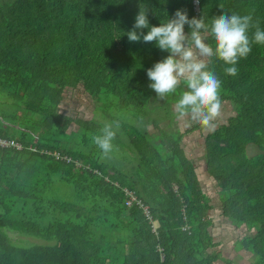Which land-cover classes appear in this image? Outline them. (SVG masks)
<instances>
[{"label": "trees", "instance_id": "trees-1", "mask_svg": "<svg viewBox=\"0 0 264 264\" xmlns=\"http://www.w3.org/2000/svg\"><path fill=\"white\" fill-rule=\"evenodd\" d=\"M199 1L197 16L195 0H0V138L24 148H0V264H233L213 233L217 209L234 232L245 229L233 250L264 264V45L253 44L236 76L215 59L209 65L221 81L222 106L235 111L214 121L206 138L217 207L181 147L186 133L204 128L167 134L152 118L157 109L175 115L168 107L185 87L164 101L148 87L146 70L168 53L126 36L140 9L148 10L150 27L185 9L209 26L222 11L251 14L264 31V0ZM79 88L98 103L95 113L111 99L158 129L121 124L116 137L125 141L116 147L134 155L131 170L107 165L92 144L103 120L59 112ZM249 145L258 153L250 156ZM124 189L137 198L130 208ZM10 234L47 245L17 247Z\"/></svg>", "mask_w": 264, "mask_h": 264}, {"label": "clouds", "instance_id": "clouds-1", "mask_svg": "<svg viewBox=\"0 0 264 264\" xmlns=\"http://www.w3.org/2000/svg\"><path fill=\"white\" fill-rule=\"evenodd\" d=\"M199 4V0H195ZM147 9L139 10L132 29L126 33L130 43H155L166 58L146 70L148 87L161 101L183 84L184 90L174 104L177 119L196 123L211 129L222 110L221 81L209 70L213 59L226 67L225 74L236 76V65L252 51L253 44L264 45V31L253 16L228 14L222 11L206 25L203 17L189 19L187 10H176L171 18L159 26H149ZM185 25L189 32L184 31ZM255 31L249 36V31ZM148 29L147 34L141 30ZM211 41V42H209ZM117 120H103L97 134H91L92 144L99 150L101 159H108L117 150L113 143L120 131Z\"/></svg>", "mask_w": 264, "mask_h": 264}, {"label": "rangeland", "instance_id": "rangeland-1", "mask_svg": "<svg viewBox=\"0 0 264 264\" xmlns=\"http://www.w3.org/2000/svg\"><path fill=\"white\" fill-rule=\"evenodd\" d=\"M97 107L98 103L95 102V100H92L82 88H79L72 94H68L66 96V98L59 106V112L63 115L77 117L84 120L94 118V120L96 121H112L118 119L121 124L128 125L129 127L134 126L140 129L147 128L152 134L159 133L158 129H154L151 123H145L141 125L134 117L133 111L131 109L118 107L117 101L112 102L111 99H108V105L105 101H103L99 109L100 111L97 110V113H95ZM168 108H171L174 111V104H171ZM165 111L166 110L164 109L163 111L157 109V111L152 114V118L159 121L158 128H160L167 134H170L171 131H175L176 129H179L182 133L186 132L196 124H189L186 120H179L177 119L176 113H174L175 115H168ZM233 115H235L233 106L230 103H224V105L222 106L221 114L217 119V123H224L229 117ZM74 128H76V126H74ZM214 130L215 126L211 129L204 128L203 130L201 129L194 133H186L181 140V147L183 148V150H185V153L187 152L188 157L192 160H195V162L197 163L198 175L200 176L202 185L207 195L214 199V204L219 205V197L217 194L219 192L218 185L208 174L207 164L204 158V154L206 153V138ZM121 140L122 142H124L125 138L123 136L121 138L116 137V139L114 140V144L116 145V141ZM96 150L99 152L97 148ZM247 150L248 154L250 156H253L258 153L259 148L255 145H249ZM135 161L136 159L134 155H128V152L120 153L118 151V148L112 153L110 158L103 160V162H105L109 166L118 167L120 169L128 168L129 170L133 168ZM131 192L135 193L134 191ZM218 213L221 214L220 211H218ZM148 217L151 219V222L155 226V222L153 221L151 214H149ZM221 224L222 230L215 229L213 230V233H215V235L217 236L218 241L223 242L222 254L229 259H233V264H252L253 261H251V255L249 253L245 251H239L236 253L232 248V241L239 237L240 231H244L245 229L242 227L241 229H235L234 232L231 225L225 224L224 222ZM10 237L14 245L17 247L47 245L40 240L20 234H10ZM236 255H240V258H238ZM219 264H222V262H219Z\"/></svg>", "mask_w": 264, "mask_h": 264}, {"label": "built area", "instance_id": "built-area-1", "mask_svg": "<svg viewBox=\"0 0 264 264\" xmlns=\"http://www.w3.org/2000/svg\"><path fill=\"white\" fill-rule=\"evenodd\" d=\"M194 7H195V12L197 14V16H199L200 12H201V3L199 1V4L194 3ZM0 146L2 147H16L19 149H22V145L18 144L16 141L13 140H7V139H0ZM54 156H56L57 158L63 159L65 161H67L68 163L73 160L71 158H69L68 156H62L60 153H54ZM124 194L126 196V206L127 207H132L135 203H137V198L135 196V193L129 191L128 189H124ZM143 208V207H142ZM146 216L149 220H151L148 215L150 214L147 208H143ZM155 232V229H154ZM161 260L163 259V257H160Z\"/></svg>", "mask_w": 264, "mask_h": 264}, {"label": "crops", "instance_id": "crops-1", "mask_svg": "<svg viewBox=\"0 0 264 264\" xmlns=\"http://www.w3.org/2000/svg\"><path fill=\"white\" fill-rule=\"evenodd\" d=\"M8 140V139H7ZM13 141H15L14 139H12ZM17 142V141H16ZM18 144H20L19 142H17ZM0 148H4V149H6L7 147H2V146H0ZM17 149H19V148H17ZM22 149H24L23 147H22ZM22 149H19V150H22ZM205 190V189H204ZM214 204V203H213ZM214 205H216L217 207H218V205L217 204H214ZM218 211H219V209H217L216 211H215V213H214V216H215V220H214V230L215 229H218V230H222V224L221 223H225V224H228V223H226V221H225V219L221 216V214L220 213H218ZM218 223H219V225H218ZM155 228H156V226H155ZM222 246H223V242H222ZM161 259V258H160Z\"/></svg>", "mask_w": 264, "mask_h": 264}, {"label": "water", "instance_id": "water-1", "mask_svg": "<svg viewBox=\"0 0 264 264\" xmlns=\"http://www.w3.org/2000/svg\"><path fill=\"white\" fill-rule=\"evenodd\" d=\"M150 134H152V133L150 132Z\"/></svg>", "mask_w": 264, "mask_h": 264}]
</instances>
